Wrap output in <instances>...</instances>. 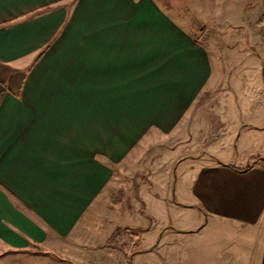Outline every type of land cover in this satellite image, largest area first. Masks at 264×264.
Listing matches in <instances>:
<instances>
[{"label":"crops","instance_id":"crops-1","mask_svg":"<svg viewBox=\"0 0 264 264\" xmlns=\"http://www.w3.org/2000/svg\"><path fill=\"white\" fill-rule=\"evenodd\" d=\"M181 6L0 0V264H26L17 256L38 247L63 248L78 264H127L125 251L107 245L119 227L109 226L122 172L154 140L189 133L208 101L213 52L200 34L206 29L196 33ZM212 119L213 132H222L223 123ZM240 136L174 160L191 166L179 200L165 188L155 192L149 179L163 211L180 204L194 213L178 228L172 221L153 225L157 244L145 243L152 228L137 229L141 250L133 261L144 250L167 249L165 259L182 264L172 242L221 230L236 245L228 254L206 245L207 264L218 254L215 264H264V152L256 158ZM172 183L176 193V179L163 176L169 193ZM199 249L191 246L184 259L202 264Z\"/></svg>","mask_w":264,"mask_h":264},{"label":"rangeland","instance_id":"rangeland-1","mask_svg":"<svg viewBox=\"0 0 264 264\" xmlns=\"http://www.w3.org/2000/svg\"><path fill=\"white\" fill-rule=\"evenodd\" d=\"M173 1L183 4L180 9L194 21L196 33H199L200 28L206 29L200 34L213 52V76L209 82V91L204 94V97L208 96V101L201 111L200 123L193 124L189 133L184 136L154 140L136 158L128 160L127 168L122 172L121 188L115 191V196L113 193V202L116 203L111 204L109 227H129L132 237L134 234L138 235L139 228H152L145 241L152 245L157 244L159 239L153 225L158 226L162 222L170 224L169 221H172L178 228L179 223L191 217L194 212L189 208H182L185 205L180 207V204L170 214L163 211L160 202L153 196L154 189L149 184V179L154 182L155 192H161L165 188L166 194L179 200L185 193L182 178L191 171V166L188 163L173 164L177 157L189 154L198 146H204L205 150L211 151L230 143L235 144L240 133L245 148L254 152L256 158L264 152V127L258 128L264 126V34L258 32L264 30V22L259 23L260 18L264 20V0ZM204 19L212 24L203 23ZM253 47H257L261 55L251 53ZM212 117L223 123L222 132H213L216 127L213 126ZM168 173L176 179V193L174 183L170 193L169 187L163 184V176ZM138 174L142 180L137 178ZM145 208L155 218L146 214ZM221 232L213 231L205 239L195 238L192 234L179 237L172 242L173 249L170 252L177 254V257L182 256V264H190L189 258L184 259V252L191 246L198 245L202 248V251L199 249L201 253L198 260L202 259V264H207L203 248L210 243H214V248H220L223 254L233 252L236 245L232 243L234 235L229 231ZM168 238L163 243L168 245ZM31 250L32 252H21L17 257L26 264H78L76 255L63 248L54 252L39 247ZM166 250H144L138 253L134 261L128 259L127 264H173L165 259ZM216 260L222 262L220 254L215 257L208 255V264H215L218 262ZM83 262L87 263L84 260Z\"/></svg>","mask_w":264,"mask_h":264},{"label":"trees","instance_id":"trees-1","mask_svg":"<svg viewBox=\"0 0 264 264\" xmlns=\"http://www.w3.org/2000/svg\"><path fill=\"white\" fill-rule=\"evenodd\" d=\"M130 234L132 232L129 227H119L111 233L107 240V245L122 249L127 254L128 259L132 261V256L141 250V245Z\"/></svg>","mask_w":264,"mask_h":264}]
</instances>
